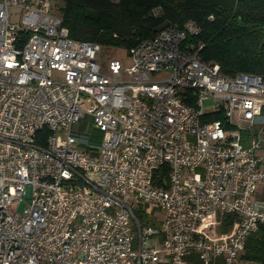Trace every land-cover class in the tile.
I'll list each match as a JSON object with an SVG mask.
<instances>
[{
    "label": "built area",
    "instance_id": "2783aa9c",
    "mask_svg": "<svg viewBox=\"0 0 264 264\" xmlns=\"http://www.w3.org/2000/svg\"><path fill=\"white\" fill-rule=\"evenodd\" d=\"M198 32L165 27L104 72L52 0H0V264H258L264 79L202 61Z\"/></svg>",
    "mask_w": 264,
    "mask_h": 264
},
{
    "label": "trees",
    "instance_id": "16d2710c",
    "mask_svg": "<svg viewBox=\"0 0 264 264\" xmlns=\"http://www.w3.org/2000/svg\"><path fill=\"white\" fill-rule=\"evenodd\" d=\"M52 6L69 38L128 51L165 27L192 22L199 32L187 41L201 44L202 61L219 65L228 77L264 79V0H52ZM154 210L140 207L136 213L142 223L158 225ZM243 258L264 264V227L248 236Z\"/></svg>",
    "mask_w": 264,
    "mask_h": 264
},
{
    "label": "rangeland",
    "instance_id": "374dc122",
    "mask_svg": "<svg viewBox=\"0 0 264 264\" xmlns=\"http://www.w3.org/2000/svg\"><path fill=\"white\" fill-rule=\"evenodd\" d=\"M156 12L158 13V10H155V13ZM97 57L98 64L102 67V71L104 72L107 71L108 63L111 60H118L123 67H129L132 64V60L128 55V50L124 48H111L101 46V51ZM211 103H213L212 100H210L209 102H204V108L209 107ZM73 130L78 135L86 138V140H82V147L86 146L85 143L99 145L102 142V133L94 128L91 118L89 116H85L80 120V122L74 124ZM249 134L253 135L259 141L261 147L260 152L264 154V116L257 123H255L253 129L249 132ZM262 195L264 196V191ZM257 200H260V202L264 204V200H262L261 194L258 195ZM24 206L25 202L22 201L20 202L18 207L14 209H16L18 213H21ZM154 214L158 219H161L162 213L160 211L154 210ZM216 221L219 222L220 218L218 217Z\"/></svg>",
    "mask_w": 264,
    "mask_h": 264
},
{
    "label": "crops",
    "instance_id": "0c3cea01",
    "mask_svg": "<svg viewBox=\"0 0 264 264\" xmlns=\"http://www.w3.org/2000/svg\"><path fill=\"white\" fill-rule=\"evenodd\" d=\"M261 148V147H260ZM260 148H259V150L257 151V154L264 160V154H262L261 152H260ZM263 188H264V185H260L259 187H258V189H257V191H256V193H255V195H254V198L255 199H258V195H260L261 194V196H262V200H264V196L262 195V193H263Z\"/></svg>",
    "mask_w": 264,
    "mask_h": 264
}]
</instances>
